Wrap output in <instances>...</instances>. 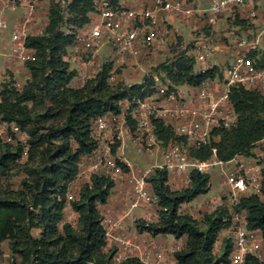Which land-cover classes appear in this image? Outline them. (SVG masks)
<instances>
[{"label":"built area","instance_id":"2783aa9c","mask_svg":"<svg viewBox=\"0 0 264 264\" xmlns=\"http://www.w3.org/2000/svg\"><path fill=\"white\" fill-rule=\"evenodd\" d=\"M136 1L132 4L127 0H93L91 12L96 20L73 32L65 30V33H74V41L63 59L76 62L85 56L83 69L78 72L83 81L94 77L105 60L112 63L107 77L109 84L117 82L119 70L125 65L143 72L142 82L147 78L153 92L143 98L137 95L125 98L120 101L118 112H108L91 120L90 135L97 145L82 158L73 180L78 187L70 186L66 194L64 216L69 220L65 221L63 216L62 222L76 228L77 213L71 208V202L93 176L123 181L127 185V206L120 215L111 213L106 203H97L106 242L112 250V263L136 259L142 264H177L174 252L183 248V238L172 235L160 240L157 235L137 232L127 227L126 218L140 206L157 202L148 181L155 168L189 178L192 170L208 173L211 167L229 164L222 173L227 187L223 202L230 214L226 230L231 246L228 264H244L247 255L264 261L262 233L248 228L244 210L238 209L242 198L261 194L264 167L258 157L262 154L253 149L250 155L239 153L222 161L216 155V147H212L207 159H196L189 156L183 142L171 139L165 143L160 139L153 121L162 120L174 135L198 147L218 139L214 130L228 129L237 123L238 114L229 100L232 87L257 91L264 96V66L258 63L264 54V0H207L205 6L194 0H151L149 5ZM35 5L34 0H0V61L6 58L25 63L35 59V50L26 44V38L36 34L32 30L39 20ZM165 16L191 26L192 32H196L192 58L198 66L197 73L217 67L211 60L215 51L233 53L232 60L221 68V80L214 76L192 86L173 83L165 72H151V55L161 50L170 36L180 35L179 28L168 23ZM236 19L246 20V24L234 26ZM197 24L202 29L199 32ZM5 34H8L6 48L2 45ZM6 80L0 70V99ZM125 135L138 151L160 154L162 163L134 169L122 155ZM0 138L4 142L19 143L24 146V152L27 150L28 133L18 124L3 120L1 115ZM118 149L121 154L116 152Z\"/></svg>","mask_w":264,"mask_h":264},{"label":"trees","instance_id":"16d2710c","mask_svg":"<svg viewBox=\"0 0 264 264\" xmlns=\"http://www.w3.org/2000/svg\"><path fill=\"white\" fill-rule=\"evenodd\" d=\"M92 1L69 0L68 18L64 19L60 4L51 0L44 32L26 38L27 46L35 50V59L24 63L30 78L20 90L13 79L3 83L0 115L29 135L26 152L23 145L0 138V257L1 244L7 241L9 264H112V250L105 251L107 242L97 203H106L114 181L95 175L81 187L78 198L71 202L77 213L76 228L62 222L66 194L78 173L81 157L96 148L97 142L90 135L91 120L108 112L116 113L121 100L133 95L143 98L153 89L147 78L130 85L121 81L109 84L110 62H104L81 87L69 86L76 71L70 69V62L63 56L74 41V33H65L61 26L66 22L72 27L67 29L73 32L87 24ZM235 23L242 25L246 20L236 19ZM260 59L264 65V54ZM157 70L165 72L173 83L197 86L202 80L213 78L217 67L196 73L193 58L181 54L170 63L159 64ZM229 100L238 114L237 123L228 129L214 130L216 141L186 146L190 157L205 160L216 147L217 157L226 161L239 153L252 154L255 143L264 139V96L234 86ZM153 121L165 143L172 139L186 145V139L174 135L162 120ZM24 156L27 160L21 162ZM16 170L22 171L24 177L20 188L12 189L8 182ZM168 177L163 168H155L148 177L157 196L158 219L136 220L138 232L184 238V247L174 252L177 264H228V238L222 241V252L213 253L219 233L230 225L227 207L219 206L203 214L200 221L180 210L183 203L209 191V175L192 170L189 186L180 189H172ZM3 182L9 187L3 189ZM238 209L244 210L247 227L260 230L264 238V173L261 194L242 198ZM32 230L38 233L33 235ZM119 264L142 263L128 259ZM244 264L264 261L247 255Z\"/></svg>","mask_w":264,"mask_h":264},{"label":"rangeland","instance_id":"374dc122","mask_svg":"<svg viewBox=\"0 0 264 264\" xmlns=\"http://www.w3.org/2000/svg\"><path fill=\"white\" fill-rule=\"evenodd\" d=\"M55 2H58L61 6V8L63 9V13H64V19H67L68 17V12H67V8H68V2L69 0H54ZM207 0H196V2H199L200 4H205ZM35 8H36V14H37V18H39L37 25H36V30H39V32H41V34L44 32V28L47 24L48 19L46 18L48 15V10H49V5L51 0H35ZM204 6V5H201ZM228 15V14H225ZM174 22L181 28V30L183 31L184 36L182 35H176L174 37H172V39L167 40L166 43L163 45V48L161 50H159L155 55H151L150 57V63H149V69L151 67V72H155V67L158 66L161 63H170L173 60H175L176 58L179 57V55L184 54L186 56H191L193 55L192 53V47H193V43L194 40H192L189 36L190 33V26L182 24L180 21L174 20ZM239 24V23H238ZM219 25H222L221 22ZM242 25H245L242 23ZM67 28H72L68 23H62L61 29L62 30H66ZM231 55V54H230ZM229 58H231V56H229ZM86 58L85 56L83 57V59H79L76 62H70V67L75 69L77 72H80L83 68H82V61H84ZM213 61L220 63L222 62L221 59H219L218 54H214V58H212ZM16 64H20L21 66L25 65L22 62H18L15 61ZM125 66V65H124ZM119 70V76H118V80L117 81H121L123 84L125 85H130L133 83H136L139 78L141 77V79L143 80V72H140L138 70H136L134 67H129V66H125ZM195 70H197L198 66L195 65ZM128 68V69H127ZM0 70H3L4 72V76L6 77V79H13L14 82H16V84H23V82L25 81L26 76L23 74V72H20L19 70H15V72H13L11 70V68L4 70V63H3V59L2 61H0ZM129 70V71H127ZM158 71V70H157ZM162 71V70H160ZM215 77H217L218 79H222V71L221 68L217 69L215 72ZM17 86V85H16ZM149 91V88H148ZM188 142L185 145L188 146ZM255 151L257 153H261L262 156L258 157V161L260 164H262V166L264 167V139H262V142H258L255 143ZM125 152V157L130 160L131 165L134 167V169H141V168H145L147 166H149L148 164H154V163H160V160H154L153 157L151 156V161L149 162H145V159H150L149 156L143 155L147 154L146 152H141L138 151L136 149V147L134 146H129V152L132 155L131 159L128 155H126V148L123 149ZM121 151V149L119 150V152ZM129 154V155H130ZM144 156V157H143ZM158 156H160V154H158ZM143 157V158H141ZM27 156H24L21 160V162H25L27 159ZM83 156L81 157V161H82ZM154 160V161H153ZM81 164V162H80ZM79 164V166H80ZM229 164H225L222 166L216 165L215 167H211L208 170V175H209V182H210V189L207 193L204 194H200L199 196L195 197L193 200H191L192 202L190 204H186L183 203L182 204V211L185 213H192L194 216H196L197 220H201V218L203 217V214L205 213H210L212 211L215 210V208L219 207V206H224V194L227 191V187L224 184V179L222 176V173L224 170H226ZM264 171V168H263ZM186 178V183H190L188 181H190L189 178L186 177V175L181 174ZM190 175V174H189ZM24 177V174L22 171L20 170H16L14 172V175L12 176V178L9 180L8 185L10 186V188L12 189H19L20 188V182L22 180V178ZM168 184L174 185V184H170V178H168ZM173 179V178H172ZM172 182V180H171ZM183 184V185H182ZM181 186H179V188H184L186 187L185 183H182ZM7 185L6 182H3V189H6L7 187H9ZM69 186H72L73 188H75L76 183L71 182ZM175 186V185H174ZM174 189V188H173ZM176 189V188H175ZM149 190L151 192H153L152 187L150 185ZM221 204V205H219ZM180 207V208H181ZM140 208H142V206H140L137 210H139ZM147 208H149V217L147 219H143L142 216L138 215V214H134L127 222V227L128 228H132L134 230V228L137 230L136 228V220L138 219H143L147 222H155L158 219V205L157 202L155 203H151L149 204V206H147ZM64 220L68 221L69 218L65 215L64 216ZM227 228L222 230L219 235L217 240L214 243L213 246V253L214 254H220L222 252V241L224 238H227ZM138 231V230H137ZM33 235H36L38 233V230H32ZM164 238H166V235H164ZM170 238V237H168ZM184 241V242H183ZM183 246L184 247V243L185 240H183ZM109 246V245H108ZM1 248H2V255L0 257V264H9L11 262V255L8 249V244L7 241H4L1 244ZM108 250H110V247L108 248ZM114 264V263H112Z\"/></svg>","mask_w":264,"mask_h":264},{"label":"crops","instance_id":"0c3cea01","mask_svg":"<svg viewBox=\"0 0 264 264\" xmlns=\"http://www.w3.org/2000/svg\"><path fill=\"white\" fill-rule=\"evenodd\" d=\"M141 2H143V3H145V4H150V1L151 0H140ZM194 1H196V0H194ZM198 1V0H197ZM34 2H35V0H34ZM127 2L128 3H132V4H135V3H138L136 0H127ZM207 2V1H206ZM206 2H205V4H200L199 2H197L199 5H206ZM36 3V2H35ZM36 7V6H35ZM37 15V14H36ZM89 22H90V20H92V21H95L96 20V15H94L92 12H89ZM12 16V18L14 19V15H11ZM47 18V17H46ZM165 19H166V21L168 22V23H171V24H173L174 26H177L178 28H179V32H180V35H182V36H184V34H183V31L181 30V28L174 22V18H171V17H164ZM259 21L261 22V21H263V17L261 16L260 18H259ZM88 22V23H89ZM87 23V24H88ZM246 24V23H245ZM86 25V24H85ZM237 25H240V24H236L235 23V21H234V26H237ZM189 26V25H188ZM190 33H189V36H190V38L192 39V40H194V38H195V36H196V32H192L193 30H192V27L190 26ZM32 30H33V32H36V34L35 35H40L41 34V32H39V30H36V25H34L33 27H32ZM197 32H199L200 30H202L201 28H200V26H199V24H197ZM7 35L8 34H5V39L3 40V43H2V45L6 48L7 46H8V37H7ZM172 37H174V36H170L169 38H168V40H170V39H172ZM214 54H218V57H219V59H221L222 60V62H220V63H217V62H215V61H213L212 60V58H214ZM214 54L212 55V58H211V60H212V62L214 63V64H216L217 65V69H219V68H223V64L225 63V62H229V61H231L232 60V58H233V53L232 52H226V51H215L214 52ZM231 54V55H230ZM229 56H231V58H229ZM261 60V59H260ZM2 61V60H1ZM104 62H105V60H104ZM3 63H4V70H7V69H9V68H11V70L13 71V72H15V70H19L20 72H23V74L26 76V78H25V81L23 82V84H16V82H15V86L17 87V88H22L23 87V85L26 83V81L30 78V71L27 69V67L24 65H20V64H16L15 63V60H10V59H6V58H4L3 59ZM259 63V62H258ZM259 65H263V64H261V63H259ZM194 66H195V64H194ZM264 66V65H263ZM70 69H73V68H71L70 67ZM128 69V68H127ZM75 70V69H74ZM76 71V70H75ZM127 71H129V70H127ZM194 72H198L197 70H195V67H194ZM139 78V80L136 82V83H141L142 82V79H141V77H138ZM85 83V81H83L79 76H78V72L76 71V74L73 76V78L70 80V82H69V86H71V87H75V88H77V87H81L83 84ZM134 84V83H133ZM129 146H131L130 145V140H129V137L127 136V135H125L124 136V149L126 148V155H128L129 157H130V159H131V157H132V155L130 154V152H129ZM255 148V147H254ZM119 150L120 149H118V150H116V152L118 151V154H121V151L119 152ZM147 153V152H146ZM130 154V155H129ZM123 157L125 158V159H127L126 157H125V152H124V150H123ZM143 155H146V156H149L150 157V159L148 158V159H145V162H149V161H151L152 159H151V156L153 157V159L154 160H160V163H162V158H161V156H158V153H156V152H152V153H147V154H144L143 153ZM144 157V156H143ZM143 157H141V158H143ZM129 159V158H128ZM127 159V160H128ZM153 160V161H154ZM129 162H130V160H128ZM131 163V162H130ZM150 163V162H149ZM160 163H154V164H148L149 166H151V165H156V164H160ZM168 178H170V184L172 183V184H174V185H171L170 187L173 189H180L179 188V186H181V184L182 183H185V185L186 184H188V183H186L187 181H186V178L183 176V175H169V177ZM173 178V179H172ZM169 180V179H168ZM171 180H172V182H171ZM73 183H76V186H75V188L76 187H78V184H77V182L75 181H73ZM183 185V184H182ZM189 186V184L188 185H186V187H188ZM185 188V187H184ZM126 189H127V185L123 182V181H116V182H114V186H113V188L111 189V192H110V195H109V197H108V199H107V202H106V204H105V207L106 208H108L110 211H111V213H113V214H115V215H120L123 211H124V209L126 208V206H127V200H126V194H125V192H126ZM192 201H190V202H187L188 204H190ZM186 203V204H187ZM182 206V205H181ZM180 206V207H181ZM138 209V208H137ZM137 209H135V210H133L132 212H130V216L128 217V218H126V220H125V223L134 215V214H138V215H140V216H142L143 217V219L145 218V219H147L148 217H149V208H147V206H142V208H140L139 210H137ZM180 210H181V212H183L182 211V207L180 208ZM183 213H185V212H183ZM186 214H188V213H186ZM189 215H191V216H193L194 218H196V216H194L192 213H189ZM197 219V218H196ZM130 221V220H129ZM132 229V228H131ZM133 230V229H132ZM134 230L135 231H137L135 228H134ZM138 232V231H137ZM166 235V238H164V235L163 234H158L157 236H156V238L157 239H160V240H164V239H168V237H172V235H170V234H165ZM184 239V238H183ZM3 243V242H2ZM109 245V246H108ZM110 247V244L108 243V241H107V243H106V247H105V251H107L108 250V248Z\"/></svg>","mask_w":264,"mask_h":264},{"label":"clouds","instance_id":"9594fccd","mask_svg":"<svg viewBox=\"0 0 264 264\" xmlns=\"http://www.w3.org/2000/svg\"><path fill=\"white\" fill-rule=\"evenodd\" d=\"M20 89H21V88H20ZM20 89H19V90H20Z\"/></svg>","mask_w":264,"mask_h":264}]
</instances>
